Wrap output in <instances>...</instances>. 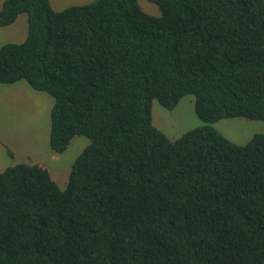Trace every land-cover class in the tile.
Segmentation results:
<instances>
[{
  "label": "trees",
  "instance_id": "obj_1",
  "mask_svg": "<svg viewBox=\"0 0 264 264\" xmlns=\"http://www.w3.org/2000/svg\"><path fill=\"white\" fill-rule=\"evenodd\" d=\"M2 0L0 83L51 95L48 144L76 135L64 188L47 165L0 170V264H264V132L236 144L212 124L264 120V0ZM193 94L200 125L170 140L151 102Z\"/></svg>",
  "mask_w": 264,
  "mask_h": 264
},
{
  "label": "rangeland",
  "instance_id": "obj_2",
  "mask_svg": "<svg viewBox=\"0 0 264 264\" xmlns=\"http://www.w3.org/2000/svg\"><path fill=\"white\" fill-rule=\"evenodd\" d=\"M90 1L92 0H50V4L54 10H60L68 5L84 4ZM137 2L144 12L159 15L158 7L153 2L148 0H137ZM18 19L23 21L19 22ZM18 19L16 20L17 23L23 24L22 32L20 34L12 32L10 25L11 27L9 26L7 32L0 33V45L4 42H20L25 37V16H20ZM18 83L26 84L27 90L19 91L16 88L6 96L0 95V135L4 134L7 142L17 147L15 150L17 156L19 153V156H32V163H34L33 160H40L44 157L46 159L51 158V153L48 152L52 150L48 144L49 107L43 111L44 106L38 104V99H36L38 94L36 93H42L49 101H52V97L46 92L31 88L24 80H19ZM39 110L43 112L40 113ZM36 114L39 116L36 117ZM151 122L170 140L178 137L183 131L202 123L194 112V96L190 93L184 94L172 108H165L156 99H153L151 102ZM9 125H17L15 126L17 129L14 130L16 136L11 134L12 130ZM212 125L223 136L236 144L245 143L254 133L264 132V120L243 116L222 117ZM6 127L8 128L6 129ZM88 142L89 139L86 136L76 135L63 152L54 154L55 157H60L58 161H48L47 159L41 162L49 167L50 174L60 188H64L66 184L68 172L75 156ZM26 143H30L31 153H28L26 149L20 152V145L26 146ZM0 155L3 162H9L3 152ZM11 163L13 162L8 164ZM3 164L5 163H0V166Z\"/></svg>",
  "mask_w": 264,
  "mask_h": 264
},
{
  "label": "crops",
  "instance_id": "obj_3",
  "mask_svg": "<svg viewBox=\"0 0 264 264\" xmlns=\"http://www.w3.org/2000/svg\"><path fill=\"white\" fill-rule=\"evenodd\" d=\"M50 1V0H49ZM1 3H2V0L0 1V6H1ZM52 6V5H51ZM20 16H25V21H26V14L25 13H19L18 15H17V17H16V19L11 23V24H9V25H6V26H0V33H2L3 31H6L7 32V30H9V28L12 26V28H10V30L12 31V32H14V33H21L22 32V29H23V24L21 23L20 25H19V23H17V19L20 17ZM19 20V22L20 21H23V20H21V19H18ZM16 21V22H15ZM15 22V23H14ZM14 23V24H13ZM13 24V25H12ZM11 25V26H10ZM10 26V27H9ZM8 28V29H7ZM26 35V34H25ZM23 40V39H22ZM5 43V42H4ZM3 44V43H2ZM19 82V80L18 81H16V82H14V83H11V84H3V83H0V95H3V96H6L8 93H12L13 92V89H16V90H27V85L25 84V85H23V84H21V83H18ZM36 94H38V95H36V99H38V104H42L44 107H43V111H45V110H47V108L49 107V112H50V108H51V106H52V101L50 100L49 101V99H47V97H45L44 95H42V93H36ZM2 96V97H3ZM40 111V113H42L43 111L42 110H39ZM39 113V114H40ZM39 114H36L35 116L37 117V116H39ZM20 125V124H19ZM15 126H17V125H15ZM15 126H13V125H9V127H10V129L12 130V132H11V134L12 135H15L16 136V134H14V130H16L17 129V127H15ZM8 127H6V129H7ZM19 128V127H18ZM7 133V132H6ZM11 136V135H10ZM6 140V141H5ZM5 141V142H4ZM20 145V144H19ZM24 149H26L27 150V152L28 153H31V149H30V143H26V146H21L20 145V152L22 151H24ZM0 154H1V152H3L4 153V156L7 158V161L9 160V162H13V163H16V162H27V163H32V156H29V155H24V156H19L20 155V153H19V155L17 156L16 154H15V150H17V147H15L14 145L12 146V144H10L9 142H7V139H6V136L4 135V134H1L0 135ZM49 153H51V158H47L48 159V161L50 160V161H52V160H56V161H58L59 159H60V157H55L56 155H54L55 153H57V152H55V151H53V150H50V151H48ZM45 157L43 158V159H40V160H33L34 162H36L37 161V163L38 162H44V161H46L47 160ZM0 163H5V164H3V166H0V170H2L4 167H6V166H8V165H10V164H8L9 162H3L2 160H1V155H0ZM13 163H11V164H13Z\"/></svg>",
  "mask_w": 264,
  "mask_h": 264
}]
</instances>
